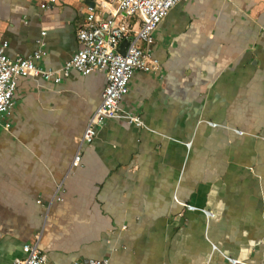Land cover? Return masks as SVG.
<instances>
[{
    "label": "crops",
    "instance_id": "0c3cea01",
    "mask_svg": "<svg viewBox=\"0 0 264 264\" xmlns=\"http://www.w3.org/2000/svg\"><path fill=\"white\" fill-rule=\"evenodd\" d=\"M46 1L0 0V40L15 58L42 39L57 69L86 4ZM151 54L163 78L135 72L120 104L143 126L107 120L76 168L104 74L18 80L0 129V264L37 234L48 264H264V0L179 3Z\"/></svg>",
    "mask_w": 264,
    "mask_h": 264
},
{
    "label": "built area",
    "instance_id": "2783aa9c",
    "mask_svg": "<svg viewBox=\"0 0 264 264\" xmlns=\"http://www.w3.org/2000/svg\"><path fill=\"white\" fill-rule=\"evenodd\" d=\"M80 1L86 4V16L76 29L78 49L60 68H45L41 65L46 55L42 39L36 40L37 48L31 54L15 58H10L6 53L8 43L0 40V129L3 131L8 132L11 128L9 118L15 105L14 93L20 78H40L58 85L67 79L72 71L83 76L94 72L104 74L106 86L103 89L101 104L86 124L71 168L79 166L81 147L93 144L107 120L123 118L137 127L143 126L139 116L122 112L120 104L128 94L129 84L135 72L151 74L158 80L163 78L160 62L151 54L154 35L169 12L186 0ZM55 5L57 0H47L40 8L48 10ZM44 35V32L41 33V37ZM126 42L122 54L121 47ZM183 206L189 211L196 210L190 205ZM202 212L210 215L204 210ZM38 241L39 234L36 235L34 243L23 245L25 257L14 259L10 264H48L46 255L38 248ZM228 261L237 263L232 259ZM75 264H109V256Z\"/></svg>",
    "mask_w": 264,
    "mask_h": 264
},
{
    "label": "water",
    "instance_id": "95a60500",
    "mask_svg": "<svg viewBox=\"0 0 264 264\" xmlns=\"http://www.w3.org/2000/svg\"><path fill=\"white\" fill-rule=\"evenodd\" d=\"M126 44H127V42H126V43H123V45H122V47H121V51H120V52H121L122 54H123V52H124V50H123V46L126 45Z\"/></svg>",
    "mask_w": 264,
    "mask_h": 264
},
{
    "label": "trees",
    "instance_id": "16d2710c",
    "mask_svg": "<svg viewBox=\"0 0 264 264\" xmlns=\"http://www.w3.org/2000/svg\"><path fill=\"white\" fill-rule=\"evenodd\" d=\"M241 264H247V263H241Z\"/></svg>",
    "mask_w": 264,
    "mask_h": 264
}]
</instances>
